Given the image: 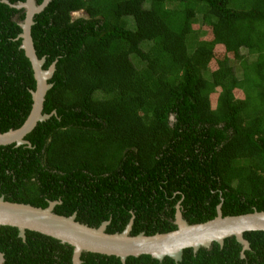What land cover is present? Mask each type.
Instances as JSON below:
<instances>
[{"label":"trees","instance_id":"1","mask_svg":"<svg viewBox=\"0 0 264 264\" xmlns=\"http://www.w3.org/2000/svg\"><path fill=\"white\" fill-rule=\"evenodd\" d=\"M25 15L0 0L1 133L32 108L36 81L18 37ZM31 37L42 69L55 64L42 110L55 113L25 136L31 147L0 146L5 201H59L55 214L93 228L109 221L108 234L133 217L131 236L175 230L178 203L189 224L215 218L219 204L223 216L264 211V0H50ZM243 237L246 250L232 235L184 248L177 262L87 251L80 259L264 264V231ZM0 252L1 264H73L71 245L32 230L22 238L14 226L0 225Z\"/></svg>","mask_w":264,"mask_h":264},{"label":"water","instance_id":"2","mask_svg":"<svg viewBox=\"0 0 264 264\" xmlns=\"http://www.w3.org/2000/svg\"><path fill=\"white\" fill-rule=\"evenodd\" d=\"M49 1L43 0L38 5L35 0H25L12 5L3 0L11 6L26 9L25 19L20 24L22 32L18 37L22 39L21 47L31 62L36 88L31 91L33 103L28 117L19 128L0 132V146L14 144L16 147L21 145L31 147L25 136L39 121H44L55 113L54 111L50 114L42 113L44 97L51 86L47 83V79L52 76L55 64L53 63L47 70L42 69L44 58H37L31 37L33 16L42 11ZM59 203V201H49L47 207L41 208L5 201L3 196H0V225L17 227L18 235L22 238L25 237V230H32L71 245L73 264L82 263L80 255L83 251L116 256L122 263L129 256L140 255H150L158 260L168 256L177 262L182 259L184 248L191 247L196 252L200 247H209L213 241L222 245L223 240L232 235L246 250L249 248V242L244 239L243 233L255 230L264 231V211L223 216L221 204H219L215 218L203 223L189 224L182 217L178 203L174 221L177 227L173 231L153 235H145L141 232L131 236L129 233L133 223L132 217L120 233L108 234L105 230L109 221L102 222L97 228L89 227L77 222L75 213L67 217L55 214L53 209ZM3 260V253L0 252V264Z\"/></svg>","mask_w":264,"mask_h":264},{"label":"rangeland","instance_id":"3","mask_svg":"<svg viewBox=\"0 0 264 264\" xmlns=\"http://www.w3.org/2000/svg\"><path fill=\"white\" fill-rule=\"evenodd\" d=\"M80 15V14H83V12H79V13H77L76 15ZM199 18H200V16H199ZM126 20H127V24H128V26H131V24L132 23H130V20L129 19H127L126 18ZM193 28L194 29H199V30H201V31H203V32H205L204 34V36L202 37V38H204V39H211V30H210V28L208 27V26H206V25H203V24H200V23H194V25H193ZM214 52L217 54H215L216 56V58H222L223 56H224V54H222L223 53V48L222 47H220V46H218V47H216L215 48V50H214ZM242 53L243 54H246V50H242ZM218 54H220V55H218ZM229 57H231L232 58V56L229 54ZM232 63H233V65H234V67H237V62H235V61H231ZM136 65L137 66H139V62H137L136 61ZM211 69H215L216 68V63L215 62H211V64H210V66H209ZM234 94H235V96L236 97H241V96H243L239 91H235L234 92Z\"/></svg>","mask_w":264,"mask_h":264},{"label":"bare ground","instance_id":"4","mask_svg":"<svg viewBox=\"0 0 264 264\" xmlns=\"http://www.w3.org/2000/svg\"><path fill=\"white\" fill-rule=\"evenodd\" d=\"M79 12H82V11H79ZM79 12H76V13H74L73 15H74V16H80V15H82V14H80V15H79V14L76 15V14L79 13ZM83 14H84V13H83Z\"/></svg>","mask_w":264,"mask_h":264}]
</instances>
